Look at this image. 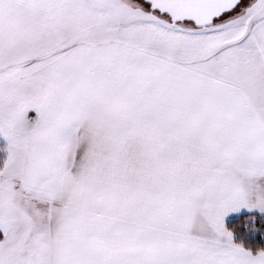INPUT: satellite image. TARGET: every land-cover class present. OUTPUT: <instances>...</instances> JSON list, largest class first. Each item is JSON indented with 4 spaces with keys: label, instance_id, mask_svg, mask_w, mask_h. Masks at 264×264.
<instances>
[{
    "label": "snow or ice",
    "instance_id": "snow-or-ice-1",
    "mask_svg": "<svg viewBox=\"0 0 264 264\" xmlns=\"http://www.w3.org/2000/svg\"><path fill=\"white\" fill-rule=\"evenodd\" d=\"M0 264H264V0H0Z\"/></svg>",
    "mask_w": 264,
    "mask_h": 264
}]
</instances>
